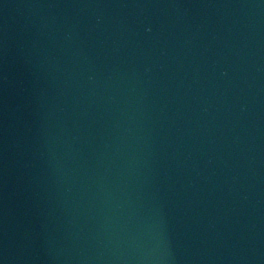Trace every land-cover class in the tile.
<instances>
[{
    "label": "water",
    "instance_id": "95a60500",
    "mask_svg": "<svg viewBox=\"0 0 264 264\" xmlns=\"http://www.w3.org/2000/svg\"><path fill=\"white\" fill-rule=\"evenodd\" d=\"M0 264H264V0H0Z\"/></svg>",
    "mask_w": 264,
    "mask_h": 264
}]
</instances>
